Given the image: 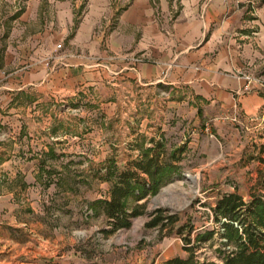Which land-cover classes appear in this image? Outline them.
<instances>
[{"label": "crops", "instance_id": "1", "mask_svg": "<svg viewBox=\"0 0 264 264\" xmlns=\"http://www.w3.org/2000/svg\"><path fill=\"white\" fill-rule=\"evenodd\" d=\"M20 2L0 0V144H26L0 148V197L48 172L29 157L2 180L6 155L70 157L59 149H125L123 166L204 149L221 193L264 195V0H87L78 18L68 0Z\"/></svg>", "mask_w": 264, "mask_h": 264}, {"label": "rangeland", "instance_id": "2", "mask_svg": "<svg viewBox=\"0 0 264 264\" xmlns=\"http://www.w3.org/2000/svg\"><path fill=\"white\" fill-rule=\"evenodd\" d=\"M20 1L21 5L24 0ZM68 1L74 7L75 16L80 17L87 0ZM5 14H9L8 11ZM6 135L9 132L6 131ZM25 140L16 135L3 140L0 148L17 150L25 146ZM59 150L70 157H53L51 162L48 156L41 154H26L24 158L17 153L16 156L6 155L8 159L1 167L2 180H13L15 170L31 164L26 163L29 157L33 158L32 165H44L48 172L38 171L37 181L28 188V195L19 199L0 197V264H165L172 257L188 255L183 249L185 241L178 234L179 227L183 228L184 236L190 232L191 244L196 245L197 261H221L225 247L216 231L218 226L211 207L225 187L218 180V172L206 169L204 149L183 151L178 173L156 193L137 201L144 203V213L133 217L128 228L112 233L107 232L109 224L96 204L108 192L110 183L91 179L89 170L90 165L99 161L103 163L100 176L109 161H117L115 165L123 168L125 149ZM60 163L65 167L60 169ZM40 173L47 174L49 180L40 184ZM69 177L79 182L77 194L73 189L66 190ZM3 187L11 189L13 186L5 184ZM128 203L135 202L129 198ZM156 209L175 216V221L162 232L145 226ZM210 230L216 232L209 240L195 242L197 233Z\"/></svg>", "mask_w": 264, "mask_h": 264}, {"label": "trees", "instance_id": "3", "mask_svg": "<svg viewBox=\"0 0 264 264\" xmlns=\"http://www.w3.org/2000/svg\"><path fill=\"white\" fill-rule=\"evenodd\" d=\"M183 151L175 149L167 154L165 149H145L139 158L123 168L119 169L114 161L105 164L101 179L110 183L109 198L98 200L96 204L107 217V232L128 228L133 217L144 213V203L137 201L156 193L178 173L177 162ZM129 198L135 203H128ZM211 212L225 247L221 261H197L194 256L196 245L191 244L190 232L184 236L183 228L179 227L178 234L185 241L183 249L188 255L172 257L165 264H264V195L252 194L245 201L236 191L219 193ZM150 216L145 226L157 228L159 232L175 221L173 214L162 209H156ZM216 231L197 233L195 242L209 240Z\"/></svg>", "mask_w": 264, "mask_h": 264}, {"label": "built area", "instance_id": "4", "mask_svg": "<svg viewBox=\"0 0 264 264\" xmlns=\"http://www.w3.org/2000/svg\"><path fill=\"white\" fill-rule=\"evenodd\" d=\"M60 47H61V45H60V44H57V45H56V48H57V49H59ZM227 248H230V247H229V246H227Z\"/></svg>", "mask_w": 264, "mask_h": 264}, {"label": "bare ground", "instance_id": "5", "mask_svg": "<svg viewBox=\"0 0 264 264\" xmlns=\"http://www.w3.org/2000/svg\"><path fill=\"white\" fill-rule=\"evenodd\" d=\"M189 179H190V181H192V182H193V179H192V178H189ZM183 195H184V196H186V195H187V193L183 192Z\"/></svg>", "mask_w": 264, "mask_h": 264}]
</instances>
